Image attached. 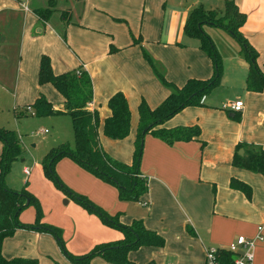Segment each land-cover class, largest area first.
Segmentation results:
<instances>
[{
    "label": "crops",
    "instance_id": "obj_1",
    "mask_svg": "<svg viewBox=\"0 0 264 264\" xmlns=\"http://www.w3.org/2000/svg\"><path fill=\"white\" fill-rule=\"evenodd\" d=\"M234 2L245 16L239 31L256 51L257 64H261L264 0ZM198 5L220 13L223 0H27L26 11L20 9L17 0H0V52L10 46L4 43L9 40L6 35H14L16 49H12V55L19 70L14 85V77L8 76V85L31 102L43 94L53 108L62 111V97L53 86L36 82L39 56H48L53 73L81 67L91 82L88 109L97 114L100 149L111 158L130 164L137 130V105L143 100L153 108L169 92L157 80L142 52L158 63L165 79L176 86L188 78L203 79L212 74V62L198 47V41L182 32L189 10ZM38 8L50 10L44 19L34 13ZM214 28L217 27L203 25L209 37L216 32ZM62 31L64 39L60 36ZM4 57L3 52L0 62ZM235 63L239 86L234 99L242 101L240 110L221 108L222 103L234 99L218 101L208 93L199 100L201 104L185 106L160 125L165 129L196 125L198 138L168 145L149 133L143 135L138 168L145 179L146 191L138 200H119L114 185L93 176L67 157L55 162L62 169L60 176L64 174L67 185L77 193L88 195L107 214L117 215L120 223L140 220L146 229L163 238L161 247L140 246L129 250L127 258L134 264L169 261L203 264L206 247H224L237 235L254 240L251 264H264V177L231 162L240 143L264 148V88L245 89L247 63L243 64L239 56ZM3 69L0 66V71ZM116 92H121L126 99L129 130L121 139H110L102 134V122L110 113L107 100ZM53 115L68 116L64 112ZM1 146L2 143L0 151ZM24 168L17 181L8 172L4 177L6 186L27 187L29 193L40 198L28 184L29 168L28 174H24ZM33 168H36L35 181L44 187L48 185L36 164ZM231 177L249 185V198L229 186ZM74 209L92 230L85 232L86 238H83L78 227L75 228L77 241L84 242L82 251L122 237L121 232L102 224L81 207L74 206ZM22 211L18 220L33 222L30 211ZM45 220L41 221L55 224L49 218ZM257 226H261V240L254 238ZM1 254L4 258L35 259V264H73L57 247L51 234L35 229L16 228L3 238ZM89 264L110 263L94 256Z\"/></svg>",
    "mask_w": 264,
    "mask_h": 264
},
{
    "label": "trees",
    "instance_id": "obj_2",
    "mask_svg": "<svg viewBox=\"0 0 264 264\" xmlns=\"http://www.w3.org/2000/svg\"><path fill=\"white\" fill-rule=\"evenodd\" d=\"M49 11L48 8H38L34 10V13L39 19H44L45 14ZM244 19V14L239 11L234 0H223V9L220 13L212 9H204L200 5L189 10L182 26V32L186 37L196 39L198 47L210 58L212 74L207 78H188L183 84L176 86L165 79L161 66L147 53L142 52L143 58L157 80L169 92L153 108H150L143 100L137 105V130L130 164L111 158L99 147L97 114L88 109L92 89L87 72L81 67H77L53 73L48 56L41 54L38 60L36 82L37 84L49 83L53 86L62 97L63 110L59 111L53 108L52 103L42 94H38L28 106L31 107L35 116L53 115L59 112L67 114L73 138V148L68 149L63 144L58 145L53 147L41 160L44 176L64 187L54 172V164L61 157H69L97 178L113 184L117 189L119 200H138L146 191L145 179L140 176L138 168L143 135L149 133L168 145L175 141L198 138L199 128L196 125L171 129L162 128L160 125L185 106L201 104L200 97L208 94L218 84L221 64L209 35L203 30V25L214 26L226 31L238 43L239 52L247 63L244 78L245 89L260 91L264 88V60L259 67L256 63V51L239 31ZM60 36L62 39L65 38L64 31L60 32ZM107 107L110 113L102 122V134L110 139L125 137L129 130V109L123 94L121 92L112 94L107 100ZM25 113H27L25 109L19 112V114ZM0 142L2 143L0 151V264H35L36 262L35 259L4 258L2 256L3 238L10 236L16 228L35 229L51 234L61 251L73 264H89V260L94 256H99L110 264H134L127 258L129 250L140 246L161 247L163 245V238L154 231L146 229L140 220L122 224L117 220V215L107 214L83 195L73 192L72 194L80 204L92 209L107 225L117 228L122 237L116 241L94 244L82 255H72L65 251L61 244L59 229L41 221V210L37 199L25 188L12 189L7 187L4 182L10 162L20 156L18 137L11 130L0 128ZM239 148H242V154L237 153ZM231 162L234 166L259 173L264 177V148L261 146L252 143L238 144L233 152ZM229 186L240 190L246 198L250 197V187L246 183L231 177ZM25 200H27L26 204ZM29 204L34 207V220L31 223H22L17 218L18 214L23 206ZM218 253L222 264H229L236 255L226 249H220Z\"/></svg>",
    "mask_w": 264,
    "mask_h": 264
},
{
    "label": "rangeland",
    "instance_id": "obj_3",
    "mask_svg": "<svg viewBox=\"0 0 264 264\" xmlns=\"http://www.w3.org/2000/svg\"><path fill=\"white\" fill-rule=\"evenodd\" d=\"M215 30L216 32L213 35H210V40L221 64V74L219 76L218 84L209 91L208 96L213 95L212 97L216 98L218 101L226 98L234 99L237 92V84L239 86V78L237 80L235 74L237 73V64L235 63V60L236 57L239 56L243 61V64L246 61L239 52V46L236 40L229 33L220 28H216ZM1 35L2 34H0V44L2 38ZM6 36L9 40L4 43L5 45L10 46L6 47L5 51L0 52V57H2L3 52L5 56L3 61L0 62V64L2 63L0 65L1 68H4L3 71H0L2 73L0 75V128L11 130L14 135L18 137L20 147V156L18 159H14L10 162L8 172H10L11 175L13 173V175L11 176L9 174V176H11L14 181H17L22 176V166L29 168L31 174L30 183L28 184H30L31 188L39 194L40 198L31 193L30 194L33 195L39 202L41 220L44 221L46 218H49L55 222V224L51 225L59 229L61 244L65 251L72 255H82L83 253H86L87 249L82 251L81 248L83 247L84 242L77 241L78 238L74 236L75 228L78 227L80 230V236L83 238H86L85 232L88 231L90 233L92 230L89 224L82 221L80 212L74 209V206L81 207V209H83V211L87 214L96 216L102 224L117 231L119 230L104 223L92 209L83 206L75 199L72 193H77V191L67 185L65 179H63V177L65 178L64 174H62L63 177L60 176L59 172L62 169L60 168L59 163L54 164V172L57 174L64 187L55 184L52 179L44 176L40 163L53 147L63 144L68 149L73 148L70 120L68 116L63 115L35 116L33 114H29L28 112L25 114H19V112L24 111V106L27 103L30 104L31 101L26 95L15 93L13 91L14 89L8 85V76L10 79L14 77V85L17 80V73L19 70L15 67L16 59L12 55V51L16 49V46H14L15 37L11 34ZM229 59H231V61ZM3 65L4 67H2ZM257 65L260 67V62ZM21 85H23V83H20V86ZM24 90L27 91V87H24ZM23 93L25 94V92ZM21 158L24 160L23 162L19 161ZM34 164L37 165L42 177L48 183L45 187L44 184L35 181L34 172L36 171V168H33ZM25 188L27 189V187ZM83 196L92 204L96 205L91 201L88 195ZM56 205L58 206L56 207ZM22 210H27L26 213H29L30 211L31 220L34 219L35 211L32 204L23 206L20 211ZM52 238L59 248L53 236Z\"/></svg>",
    "mask_w": 264,
    "mask_h": 264
},
{
    "label": "built area",
    "instance_id": "obj_4",
    "mask_svg": "<svg viewBox=\"0 0 264 264\" xmlns=\"http://www.w3.org/2000/svg\"><path fill=\"white\" fill-rule=\"evenodd\" d=\"M18 6L23 11L28 10L27 0H17ZM203 96H201L200 101H202ZM242 107V101L235 99L234 101H228L221 104V108L230 109L234 111L240 110ZM25 111L29 114H33L30 106L25 105ZM24 174H28V169H23ZM261 226L256 227L255 239L261 240L262 235L260 234ZM253 247L254 240L251 238H246L242 235H237L233 241L229 242L224 247H206L204 249L203 264H222L220 261L218 250L226 249L230 252L236 253L235 257L229 264H251L253 259ZM165 264H175L174 262H166Z\"/></svg>",
    "mask_w": 264,
    "mask_h": 264
},
{
    "label": "water",
    "instance_id": "obj_5",
    "mask_svg": "<svg viewBox=\"0 0 264 264\" xmlns=\"http://www.w3.org/2000/svg\"><path fill=\"white\" fill-rule=\"evenodd\" d=\"M238 153L241 154L242 153V149H238ZM27 203V200H25V204Z\"/></svg>",
    "mask_w": 264,
    "mask_h": 264
}]
</instances>
